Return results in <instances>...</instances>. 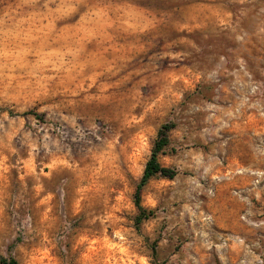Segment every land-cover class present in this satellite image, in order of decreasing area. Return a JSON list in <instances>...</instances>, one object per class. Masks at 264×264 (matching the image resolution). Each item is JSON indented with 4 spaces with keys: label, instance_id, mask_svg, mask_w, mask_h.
Wrapping results in <instances>:
<instances>
[{
    "label": "rangeland",
    "instance_id": "rangeland-1",
    "mask_svg": "<svg viewBox=\"0 0 264 264\" xmlns=\"http://www.w3.org/2000/svg\"><path fill=\"white\" fill-rule=\"evenodd\" d=\"M0 255L264 264V0H0Z\"/></svg>",
    "mask_w": 264,
    "mask_h": 264
},
{
    "label": "trees",
    "instance_id": "trees-1",
    "mask_svg": "<svg viewBox=\"0 0 264 264\" xmlns=\"http://www.w3.org/2000/svg\"><path fill=\"white\" fill-rule=\"evenodd\" d=\"M174 127L173 123L163 124L157 131V136L154 141L150 156L145 163L142 176L138 182L134 192V204L138 209V213L135 216V226L139 228L143 220L149 218L153 211L146 210L141 205V191L142 187L155 175H161L167 178H173L176 175V170L167 166H164L158 160L160 153H163L165 148L169 144V131ZM0 264H18L17 260L13 257H4L0 255Z\"/></svg>",
    "mask_w": 264,
    "mask_h": 264
}]
</instances>
